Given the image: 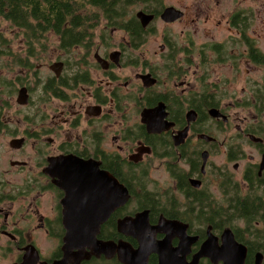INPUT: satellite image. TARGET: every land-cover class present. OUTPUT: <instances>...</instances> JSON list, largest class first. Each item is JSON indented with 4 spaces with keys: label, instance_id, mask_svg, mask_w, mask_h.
Masks as SVG:
<instances>
[{
    "label": "flooded vegetation",
    "instance_id": "af4514ba",
    "mask_svg": "<svg viewBox=\"0 0 264 264\" xmlns=\"http://www.w3.org/2000/svg\"><path fill=\"white\" fill-rule=\"evenodd\" d=\"M136 1V14L142 12L152 16V20L143 26L133 15L140 25L139 32H142L145 38L142 44L138 43L140 45L135 46L134 40L131 39L132 32L117 26L109 27L108 20L103 16V25L97 21V26L91 28L94 23L88 24V34L93 36L91 49L86 51L78 46L71 49L74 51L73 57H77L73 62L66 61L67 55L62 50L60 52L65 54V58L58 56L52 63L35 62L44 52L37 48L34 56L28 55L30 53L25 50L22 56L25 61L23 65L16 68L6 66L0 69V122L7 123L10 120V116L5 115L4 112L11 108L13 98V104L18 108L14 117L19 115L13 120L15 129L10 135L9 129L0 125L8 136L0 140V264H72L80 255L78 254L80 249L78 253H76L77 250L70 251L69 255L64 254L62 250L65 235L62 201L66 197V184L71 182L68 180L69 175L76 174L78 165L82 168L81 165L86 163L99 164L101 171L111 174L119 184L123 185L112 173V171L121 173L122 166L115 168V171L111 166L120 162L117 157L122 159L118 152L124 150V145H127L130 151H136L127 159L125 158L127 166H135L138 169L139 167L147 168L148 172V166L138 164L143 163L146 156H152V147L156 139L165 140L166 143H171V151L176 154L177 162L185 171L186 190L203 189L204 178L210 166V155L213 151L216 152L220 145L225 144V147L233 149V152L230 150L226 156L230 160H238L244 156L241 144L237 143L235 147H231L232 142L236 140L232 138L225 141L218 140V134H221L222 130L225 132L230 126L226 127L229 121L232 122L235 119H240V125H234L236 132L242 136L243 141L257 150L259 159L258 163L250 162L241 167L240 181L245 188L241 198L248 196L250 201H247V205H258L259 212L264 216V167L261 168L260 165L264 152V95L260 96V99L256 97L260 91L264 90V0ZM168 7L179 11L181 17L170 23L164 22L161 15ZM120 13V8L117 6V21H121ZM157 23L167 29L161 31L160 51L154 52L152 62L147 60L123 62L124 55L138 52L148 36L157 33ZM98 26H101V31L95 34L94 30ZM115 32L120 33L118 39L115 37ZM49 33H52L59 43L60 38L53 32ZM95 39H98L96 44ZM78 50L82 51L80 56H77ZM20 51H24V47ZM193 58L196 59L194 73L201 70V80L191 78L190 68ZM161 63L165 66V70L170 72L167 80L173 84H176V81L180 82L183 88L180 87L179 93L176 92V88H170L168 83L164 87L156 78L154 70L156 65ZM216 67H228L235 72L237 70L252 71L245 81L247 86L252 84L251 90L249 89L251 100H253L251 103H256L253 106L250 103L246 116L230 119L220 104L228 96L225 94L226 91L221 96H217L216 89H212V86H217L206 84L207 81L210 82L208 74L216 70ZM126 70L138 71V73L133 79L124 75ZM260 72L262 74L259 77ZM143 75H151L156 83L146 86L141 78ZM224 81L227 85L234 83V79L230 78ZM196 87L198 89H193ZM23 90L25 94L21 93ZM85 92L90 98L88 102L92 104H88L89 106L85 108L84 116L67 117L66 111L71 107L72 100L80 94L84 95ZM157 96L158 99H156ZM171 99H178L183 105V111H181L183 117L179 122L178 113L167 104V101ZM129 103L136 106L138 113L136 112V116L128 119L127 122L124 121L125 125L119 121L116 123L111 130V133H114L113 142L108 149L105 137L106 130L111 126L103 107L108 106L119 113L124 109V105ZM159 103L165 105V120L173 125L160 133H149L146 126L141 123V113L145 109L156 107ZM48 105H56V107L50 109L47 108ZM78 107H82V104ZM214 115L217 117H213ZM200 116H204L206 121H199ZM87 119L90 132L82 130L75 138H71V134L65 132L64 127L67 131L75 130L80 127L81 121ZM96 121L102 122L104 128L95 126ZM210 127H213L212 132ZM18 128L21 130L19 131ZM13 135L16 136L12 137ZM146 140L152 143L148 144ZM193 148L198 151V154L193 152ZM183 153L185 158L182 159ZM189 155L193 161L199 159L195 167L186 159ZM204 155H206L205 158ZM109 156L114 158L111 159ZM4 157L5 160H3ZM239 165L235 164L233 170H238ZM1 167H3L2 170ZM140 172L137 171L136 174ZM213 174L214 179H217L221 198L227 200L225 186L230 183L232 187L228 189L232 190L228 193L230 195L239 193H235V180L230 170L224 166L216 167L213 169ZM193 180L199 181L198 188L190 183ZM172 182L174 193L184 198L186 191H178L177 181L172 179ZM238 186L240 190L242 187L239 183ZM233 200L236 201V198ZM224 204L225 206L222 207H227L225 201ZM122 208L115 210L100 226L97 237L99 242L111 247L110 253L108 255L90 254L87 259H82L80 264H123L120 261L121 252L124 249L135 251L139 248L135 239L123 235L118 228L119 221L136 215L132 212L121 215L119 211ZM143 211L149 213V210ZM255 212L254 216H259L260 213L257 210ZM148 217L150 226H157V228H159L158 221L161 217L169 221H178L163 215L151 221L150 213ZM242 220L237 223L243 226L241 230L246 242L238 241L229 228L235 242L229 247L228 254H225L223 250V252L220 251L223 257L216 261L200 258L198 263H195L224 264L225 261L227 264V258H229V264L239 262L255 264L256 255L262 254V264H264V219L262 221L253 220V218L247 221ZM178 223L186 226L185 238L196 237V242L190 246V252L187 255L189 263L193 262L201 244L207 240L208 230L215 237L217 245L215 247L219 248L222 246V233L228 229L224 228L220 233H213L208 226L203 234L195 231L200 234L198 236L186 222L180 220ZM253 229L260 232V237L252 234ZM157 232L154 234V239L161 241L165 235ZM41 240L42 243H40ZM178 240L171 239V246L176 247L179 244ZM251 243H253L252 247H250ZM86 252L91 253L87 249ZM150 261L151 264H159L156 255L149 256L147 264H150ZM178 263L175 258L171 260V264Z\"/></svg>",
    "mask_w": 264,
    "mask_h": 264
},
{
    "label": "trees",
    "instance_id": "16d2710c",
    "mask_svg": "<svg viewBox=\"0 0 264 264\" xmlns=\"http://www.w3.org/2000/svg\"><path fill=\"white\" fill-rule=\"evenodd\" d=\"M84 2H87V12L90 14V19L81 14L84 8ZM132 0H123L121 4L117 5L114 0H0V19L4 20L14 30L19 32L23 38L24 51L14 52L11 49L10 42L6 37L0 33V67L1 65L13 66L14 68L23 65L25 62L20 55L24 54L25 50L28 55L34 56L37 48L42 51H47L42 43L45 39V34L53 32L60 38L58 47L67 55L66 61L74 56L75 47H83L86 51L91 49L92 34H88V24L91 28L97 26L99 18L104 16L108 20L109 27H119L122 30L132 32L131 39L134 40L135 46L142 44L145 40L142 32H139L140 25L133 15L129 17V6ZM117 6L121 11V21H117L116 11ZM102 11V12H101ZM123 17V18H122ZM129 17V18H128ZM140 43V44H138ZM38 45V46H37ZM37 53V52H36ZM5 66V67H6ZM3 84V82H1ZM262 91L256 95L257 98L262 97ZM61 96L62 93H61ZM158 99V96L156 97ZM169 107L175 109L174 112L178 113V122L183 117L182 104L178 99H171L167 101ZM173 117V115L171 114ZM174 118V117H173ZM204 116H200L199 121H206ZM176 120V119H175ZM198 127V126H196ZM148 144L152 142L146 140ZM171 143H166L165 140L156 139L153 143V154L155 158H167L169 162L168 172L173 180L178 183V191H186L185 197L175 194L170 189H165L162 193L158 188L155 193L147 190V168H135L127 166L124 160L119 159L112 167L115 168L122 166V171L112 173L117 176L119 181L127 188L131 199L128 204L123 207L119 214L126 215L131 212L128 206L131 205L132 209L149 210L151 221H155L159 215L166 218L183 221L189 224L193 230L199 231L203 234L206 228L211 227L213 233H220L224 228H230L240 242H246L241 228L238 227L237 222L245 219H264V216L259 212L258 205H247L248 196L241 198L238 194L230 195L231 192L228 188L232 187L230 183L225 186L226 198L225 203L227 207L215 206L211 195L201 189H187L186 190V177L185 171L182 169L181 164L177 162L178 157L171 151ZM184 152V151H183ZM183 156L182 159L185 158ZM191 155L187 156L190 165L195 167L196 162L193 161ZM109 158H114L109 156ZM104 160V157H102ZM137 171H141L136 174ZM182 201L180 200V198ZM236 198V201L233 199ZM254 209V210H253ZM255 210L259 213L256 214ZM262 217V218H261ZM243 221V220H242ZM200 236L199 233H196ZM252 234L260 237V232L256 229L252 230ZM253 235V236H254ZM253 243H251V246ZM152 262L150 261V264Z\"/></svg>",
    "mask_w": 264,
    "mask_h": 264
},
{
    "label": "water",
    "instance_id": "95a60500",
    "mask_svg": "<svg viewBox=\"0 0 264 264\" xmlns=\"http://www.w3.org/2000/svg\"><path fill=\"white\" fill-rule=\"evenodd\" d=\"M166 12L168 14L164 18L163 15ZM180 17L181 13L173 7L166 8L161 15V19L166 23L173 22ZM136 18L143 26L152 20V16L145 15L142 12L137 13ZM97 60L100 61L98 58ZM141 78L146 86L156 83V80L151 75H143ZM21 93L25 94V91L23 90ZM164 107L163 103H159L152 109L142 111L141 123L146 126L149 133H160L173 125L165 120L166 113ZM214 112L218 113L217 111ZM213 117H217V115ZM260 165L261 168L264 167V152ZM81 167L78 165L76 170L77 175H69L68 180H71V182H67L66 184V197L62 201V222L65 229L62 250L64 254L67 253L69 255L70 251L77 250L76 253H78L80 249V253H78L80 255L75 258L72 264H80L81 260L87 259L90 254L108 255L110 253L109 249L111 247L108 244H102L97 239L100 226L108 220L115 210L124 207L130 198L128 190L119 184L111 174L101 171L99 164L86 163L82 164ZM190 183L196 188L200 186L199 181L193 180ZM91 191L95 192L94 195ZM148 214V211H142L133 218H125L118 222L120 232L127 237L135 239L139 244V248L135 251L124 249L121 252L120 261L123 264H147L148 258L151 255L157 256L159 264H171L173 258L178 260V264H196L195 262L198 263L200 258L216 261L223 257L220 251L223 252L225 250V254H228L229 247L233 246L235 242L232 231L228 228L222 233V246L216 248L215 237L208 230L207 240L201 244L199 252L193 258V262L189 263L187 255L190 252V246L196 242V237L185 238L186 226L178 223V221H169L163 217L158 221L159 228L157 226L152 227L150 226ZM76 227L87 229H77ZM141 232L143 233L141 234ZM155 232L162 233L165 237L161 241H157L154 239ZM178 236L179 238H177ZM173 238L179 239V244L176 247L171 246V239ZM86 249L90 250L91 253L86 252ZM218 252L219 254H217ZM256 256L257 261L255 264H262V254H257ZM227 260V264H229V258ZM238 264L241 263L239 262Z\"/></svg>",
    "mask_w": 264,
    "mask_h": 264
},
{
    "label": "rangeland",
    "instance_id": "374dc122",
    "mask_svg": "<svg viewBox=\"0 0 264 264\" xmlns=\"http://www.w3.org/2000/svg\"><path fill=\"white\" fill-rule=\"evenodd\" d=\"M114 1V0H112ZM117 2V5L121 4L123 0H115ZM89 4L87 2H84V8L81 11L82 15L87 16L90 21L94 20L91 19L90 14L87 12V6ZM136 11H137V1H133L131 2V5L129 6V16L131 15H135L136 16ZM100 25H103L104 23V19L103 16L101 18L98 19ZM157 33L154 35H150L148 36V39L146 40V42L142 45V47L139 49L138 52H130L126 55H124L123 57V62L125 63H129V62H139L142 60H147L149 62H152L153 58H154V52H159V45L161 43V31L164 29H167L166 27H164L162 24L157 23ZM101 26L96 27V29L94 30L95 34H98V32L101 31ZM115 28V27H113ZM175 28V27H173ZM90 29V28H89ZM0 33L3 34L4 37H6L8 39V41L10 42V46L12 47V50L14 52L20 51L23 48V38L17 34V31L14 30L11 26H9V24L7 22H5L4 20L0 19ZM115 37L118 39L120 36V33L115 32ZM45 39H43L42 43L44 45V47H47L48 50L47 52H43V54H41V56H38V60H35V62H46V63H52L55 61V58H57L58 56L60 57H64L65 58V54L60 52V49L58 48V39L52 34V33H46L45 34ZM98 42V39H95V44ZM38 46V45H37ZM95 48V47H94ZM94 50L92 51V55H93ZM82 54L81 50L77 51V56H80ZM142 54V55H140ZM21 56H23L22 53H20ZM73 58V59H72ZM70 59V62H73L74 60L77 59V57H72ZM91 60H92V56H91ZM89 61V60H88ZM192 61V65L190 68V75L192 80L195 78H199V80H201V76H200V71L199 72H195V65H196V59L193 58ZM90 62V61H89ZM122 62V61H121ZM6 65H1L0 69L5 68ZM155 76L156 78L160 81V83L163 84L164 87H166L165 84H169L170 88L177 89V93H179L180 91V87L181 89L183 88L180 85L179 81H176V84H173L171 81L169 82V80H167V77H169V71L165 70V66L163 65V63L156 65L155 67ZM124 75L125 76H129L130 78L134 79V76L136 73H138V71H133V70H126L124 71ZM194 73V74H192ZM252 71L250 70H237L236 72L234 70H231L228 67H216V70L210 72V74H208V79H210V82L207 81L206 84L208 85H216L212 86V89H216L217 91V96H221V94L226 91V95H228L227 97H225L222 101V103H220L222 105V108L225 112H227V114L229 115L230 119H233L237 116L239 117H243L247 115V110L250 108V103L253 102V100H251V92H249V89L251 90V86L252 84H250L249 86H247L246 83V79L250 77ZM262 72H260L259 77L261 76ZM1 76V74H0ZM193 76V77H192ZM234 79V83L227 85V83H225L224 79ZM9 79V78H8ZM134 83V80H133ZM262 83V82H260ZM135 84V83H134ZM257 88H259L258 86H256ZM1 88V87H0ZM129 90H131V88H128ZM193 89H198V87L193 88ZM211 89V88H210ZM264 93V90H262ZM259 94V93H258ZM264 98V97H263ZM2 102H4L3 97H1ZM14 99V98H13ZM13 99H12V106L11 108H9L8 110H6V113L4 112L5 115L10 116V120H8L7 123H2L0 122V125L6 126L5 128L9 129V135L14 131L15 129V125L13 124V120H15V118H18L19 115H17V117H14L16 115V112L18 110L17 107H15V105L13 104ZM89 95L87 92H85L84 95L80 94L76 99H73L71 102V107L69 108V110L67 109L66 111V116L70 117V118H74V117H83L84 116V110L86 107H88V104H92L91 102H88ZM260 99V98H259ZM257 100V99H256ZM254 100V101H256ZM256 102L251 103V106H253ZM0 104H1V100H0ZM79 104H82V107H78ZM218 104V103H217ZM183 106V105H182ZM56 105H48L47 108L50 109H55ZM104 114L106 116L107 119H110L109 122V126H111L108 130H106L107 135H106V139L108 142V147L106 148H110L111 143L113 142L112 137L114 135V133H111V130L116 126V123L119 122H123V125H125L124 121L127 122L128 119L133 118L136 116V112L138 113V110L136 109V106L134 104H125L124 105V109L121 110V112L117 113L113 108H109L108 106H104ZM122 114V115H121ZM53 115V114H52ZM139 115V114H138ZM235 121V122H234ZM130 122L132 123V120H130ZM234 122V123H232ZM231 122V120L229 121V123L226 125V127L229 128L224 132V130H222L221 134H218V136L214 133V135L218 138L219 141H225V140H229L230 138L236 140L235 142H232L231 147H235L237 145V143L241 144V148L243 151L244 156L242 158H238L234 159V160H230V158H226V156L228 155V153L233 152V149H229L227 146L225 147L224 145H220L219 148H217L216 152L213 151V154L210 155V166L208 167L207 170V176L206 178H204V183H203V189L206 192H208L214 202L215 206H225L224 204V199L220 197L219 194V189H218V183H217V179H214L213 177V169L216 167H221L224 166L227 170H230L232 172L233 178L235 180L234 182V188H235V193H238L239 196H242L244 194V184L242 183L241 180V167L245 165L250 164V162H255L258 163L259 159H258V153L257 150L253 147L248 145V142L243 141L242 136L239 135L236 130H235V126L234 125H240V119H235ZM102 123V122H101ZM101 123H97V121L94 123L95 126H98L100 129L104 128L103 124ZM101 124V125H100ZM17 128V127H16ZM89 120H83L81 121V125L79 128L75 129V130H69L67 131V129L64 127V130L66 133H70L71 134V138H75L80 134V131L82 130H86L87 132H90L89 129ZM210 132H212L213 127H210ZM18 130L20 131L21 129L18 128ZM62 131V130H61ZM183 135V134H182ZM16 135H13L12 137H15ZM19 136V134H18ZM11 137V136H10ZM4 138H8V136H6V131L4 130V128H0V140L4 139ZM112 140V141H111ZM122 145V143L120 144ZM113 146H115V144H113ZM125 148L123 151H119L118 153L121 155L122 160L125 161L124 164H128L127 163V157L134 153H136L135 150H129L127 148V145H124ZM56 147V145L53 147V149ZM193 152L195 154H198V151L193 148ZM143 154H145L143 152ZM126 158V159H125ZM229 159V160H227ZM3 160H5V157L3 158ZM137 161V160H134ZM237 164L239 165V169L238 170H233V166ZM141 166H148L149 171L148 173V177H147V190L149 192L155 193L157 191V188L159 190L160 193H162L165 189H170L171 191H175L174 190V183L172 182V179L170 178V173L168 172V166L170 165L167 158H152L151 155H149V157H145L143 159V163L138 164ZM130 167H135V166H130ZM3 169V167H1V170ZM239 185L242 187L239 190ZM180 198V197H179ZM180 200L182 201V199L180 198ZM183 202V201H182ZM128 209L131 210L132 213H140V209H132L131 205L128 206ZM240 223V222H239ZM239 223H237L239 225ZM239 228H243L242 224L239 225ZM228 237V236H227ZM40 243H42V240L40 241Z\"/></svg>",
    "mask_w": 264,
    "mask_h": 264
},
{
    "label": "bare ground",
    "instance_id": "6f19581e",
    "mask_svg": "<svg viewBox=\"0 0 264 264\" xmlns=\"http://www.w3.org/2000/svg\"><path fill=\"white\" fill-rule=\"evenodd\" d=\"M167 14H168L167 12H166V13H164V15H163V16H164V18L166 17V15H167ZM91 193L94 195V193H95V192H94V191H91ZM94 198H95V197H94Z\"/></svg>",
    "mask_w": 264,
    "mask_h": 264
}]
</instances>
